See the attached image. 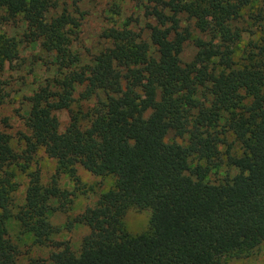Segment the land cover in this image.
<instances>
[{"label":"trees","instance_id":"obj_1","mask_svg":"<svg viewBox=\"0 0 264 264\" xmlns=\"http://www.w3.org/2000/svg\"><path fill=\"white\" fill-rule=\"evenodd\" d=\"M255 1L148 0L146 15L156 21L147 24L150 42L130 29L112 28L104 33L109 46L82 63L72 50L76 18L68 8L53 14L61 0H0L6 12L0 22L26 27L21 40L0 31V72L23 42H41L57 68L55 78L29 98L30 135H23L21 154L4 130L8 119H0V264H19L7 226L15 187L9 169L23 159L25 172L40 150L58 162L60 172L76 178L80 166L111 177L114 186L73 221L90 228L79 256L44 230L58 209L54 203L73 194L57 180L43 185L40 172H31L17 219L37 245L51 241L59 249L50 262L31 264H227L226 258L248 257L261 246L264 0L258 7ZM246 16L260 38L237 58ZM187 42L197 53L183 64L179 56ZM79 86L80 101L100 93L104 98L74 112ZM62 110L72 113L64 132L55 115ZM170 133L187 144L167 141ZM222 166L237 173L211 181L212 171ZM132 209L151 211L148 231L134 236L123 229Z\"/></svg>","mask_w":264,"mask_h":264},{"label":"rangeland","instance_id":"obj_2","mask_svg":"<svg viewBox=\"0 0 264 264\" xmlns=\"http://www.w3.org/2000/svg\"><path fill=\"white\" fill-rule=\"evenodd\" d=\"M61 2L63 3L61 8L55 10L53 14H60L64 8H68L69 13L76 18L77 25L72 27L71 33L72 50L80 56L82 63L92 61L109 46L110 42L105 39L104 33L112 28L130 29L150 42L147 24L156 23V21L149 19L146 15L148 0H61ZM255 2L257 7L260 6L259 0ZM5 13V10H0V16ZM252 22L248 16L245 20H241L240 26L247 28V31L243 35V40L237 45V58L248 45L254 47L253 45L260 38V33L252 27ZM0 31L9 37L21 40L26 27L20 21L0 22ZM194 34L200 36L197 31H194ZM203 38L208 40L205 35ZM196 53L197 49L193 42H187L179 56L180 61L183 64L191 62ZM56 75L54 59L42 47L41 42L37 44L23 42L15 53L14 59L6 62L4 69L0 72V119H8V125L4 127V130L12 137V147L16 153L21 154L26 149L23 135H30L26 126V116L30 109L29 98ZM83 90L84 86L76 88V102L72 105L74 112L79 111L81 105L86 111L92 108L100 98H104V94L100 93L89 102L80 101V93ZM55 115L59 120L61 132H64L71 122L72 113L69 110H62ZM167 141L187 144L186 139L178 138L175 133H170ZM229 141L230 144L233 143L234 153L239 152L238 144L232 138ZM226 149L227 147H221L223 152ZM20 164L9 169L13 174L15 187L11 195L13 217L7 222L9 238L18 250V263L31 264L39 259L50 262L51 254L59 250L55 245L50 244L51 241L46 246L37 245L35 238L23 231L17 219L18 213L26 203V193L30 183L29 174L34 171L40 172L43 185L48 186L57 180L59 187L73 194L67 202L54 203L58 209L47 218L44 230L51 235L52 241L67 243L71 250L80 256L83 239L90 233V228L73 221L85 209L95 207L100 196L113 188L114 180L111 177H97L80 166L77 167L76 178H73L70 173L60 172L58 162L50 158L43 150L35 155L25 172L23 166L26 165V161L21 159ZM236 173V170L226 166L218 167L212 171L210 180L221 182L227 175L233 176ZM62 203L64 208L60 206ZM150 217L151 211L129 210L123 219V229L134 236L142 234L149 229ZM225 261L227 264H264V242L248 257L234 254Z\"/></svg>","mask_w":264,"mask_h":264}]
</instances>
